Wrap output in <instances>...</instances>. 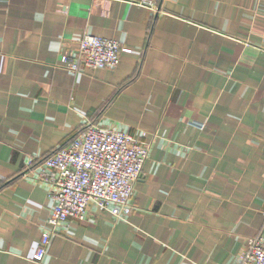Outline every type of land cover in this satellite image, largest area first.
<instances>
[{
    "label": "crops",
    "instance_id": "1",
    "mask_svg": "<svg viewBox=\"0 0 264 264\" xmlns=\"http://www.w3.org/2000/svg\"><path fill=\"white\" fill-rule=\"evenodd\" d=\"M142 1L0 0V264H238L264 240V0ZM86 34L130 52L73 74ZM89 125L148 148L133 210L90 204L36 263L35 167Z\"/></svg>",
    "mask_w": 264,
    "mask_h": 264
},
{
    "label": "built area",
    "instance_id": "2",
    "mask_svg": "<svg viewBox=\"0 0 264 264\" xmlns=\"http://www.w3.org/2000/svg\"><path fill=\"white\" fill-rule=\"evenodd\" d=\"M140 5L154 9L146 0ZM129 52L115 40L86 34L77 49L63 54L60 62L73 74L114 69L120 54ZM147 158L148 148L131 134L89 125L42 159L35 167V176L49 187L53 205L33 260L40 263L56 231L70 219H82L90 204L116 220L127 217L133 210L134 184L141 178ZM238 264H264V240L260 236L248 240Z\"/></svg>",
    "mask_w": 264,
    "mask_h": 264
}]
</instances>
